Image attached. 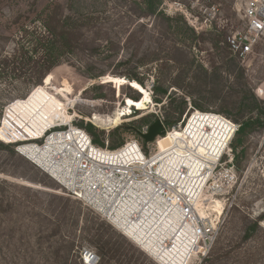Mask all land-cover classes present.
<instances>
[{"label": "rangeland", "instance_id": "374dc122", "mask_svg": "<svg viewBox=\"0 0 264 264\" xmlns=\"http://www.w3.org/2000/svg\"><path fill=\"white\" fill-rule=\"evenodd\" d=\"M143 1L0 0V264H163L20 155L19 143L72 121L85 131L92 126L109 148L120 140L141 143L139 131L157 119L171 130L199 111L236 124L243 105L244 115L255 117L252 95L264 107V95L256 93L264 89V41L243 61L228 47L244 29L238 0H162L171 22L141 17ZM131 74L151 92L149 99L143 93L144 103L131 100L142 95L123 78ZM157 76L168 89L162 104L152 91ZM125 107L132 113L119 126L93 120ZM201 118L192 115L185 132L141 143L145 153H161L175 135L204 161L202 141L223 137L230 127L217 116ZM236 149L235 177L229 183L222 175L219 194L208 190L205 197V182L194 179L201 199H211L218 238L207 258L189 264H264V127ZM85 251L92 262H85Z\"/></svg>", "mask_w": 264, "mask_h": 264}, {"label": "built area", "instance_id": "2783aa9c", "mask_svg": "<svg viewBox=\"0 0 264 264\" xmlns=\"http://www.w3.org/2000/svg\"><path fill=\"white\" fill-rule=\"evenodd\" d=\"M238 1L242 6L244 29L228 39V47L243 61L264 41V0ZM256 93L262 97L264 89L259 88ZM203 114L221 118L229 125L231 132V136L226 133L223 145L215 146V151L207 153L203 161L206 166L199 176L200 181L205 182L203 195L209 197L208 190L213 191L214 195L223 190V183L219 185L223 174L229 183L233 182L235 173L231 145L240 126L217 113ZM189 121L190 118L184 126L179 124L171 130L165 127V135L176 129L185 132ZM148 131L149 126L139 131L141 143H144L142 135ZM141 143L134 140L119 149L110 150L94 144L92 137L71 121L50 128L39 139L19 143L17 152L69 190L75 199L101 212L113 227L140 248V233L145 231V224L150 221L153 211L162 210L168 214L177 211L180 223L175 231V239H181L187 264L207 258L217 241L218 229L208 209L204 210V217L200 214L197 206L199 199L187 180L189 167L182 163L177 167L169 165L166 169L168 164L165 159L171 157V151L158 158V149L147 155ZM56 144L61 145V150L53 162L55 167L50 170L26 154L27 145L38 155L42 150H51ZM176 155L183 159L181 155ZM162 162L165 163L164 167ZM165 246L176 248L174 240H167ZM87 256L90 257L89 261L94 259L92 253L85 251V262Z\"/></svg>", "mask_w": 264, "mask_h": 264}, {"label": "bare ground", "instance_id": "6f19581e", "mask_svg": "<svg viewBox=\"0 0 264 264\" xmlns=\"http://www.w3.org/2000/svg\"><path fill=\"white\" fill-rule=\"evenodd\" d=\"M133 83L134 84L132 85L138 88L142 93H144L148 99L152 97L149 89L143 87L136 81H134ZM131 113L132 111L130 110V108L125 107L123 109H119L112 117H108L106 120L99 116H95L93 120L95 121V123L100 125L109 124L110 126H119L123 122V119L129 116ZM207 117L208 119H213L212 116ZM226 125L228 124L226 123ZM219 131L220 133L223 132L222 129H220ZM229 135L231 136L230 131ZM225 138H227L226 135H224L223 137L216 136V138L206 137L202 141L201 147L203 150L206 151V153L214 152L216 149L215 146L223 145V140ZM25 148L26 154L28 156L34 158V160H39L40 164L48 166V169L50 170V168L55 167L53 165V162L56 160V156L61 150V145L56 144L54 148H51V150H42V153H39L38 155L34 154V151L31 146L27 145ZM170 151L171 157H167L165 159L166 164H168L166 166V169H168L169 165L177 167L182 163L189 167L188 172L190 176L187 177V180L189 182V186L195 189L196 196L199 199L197 206L199 208L200 214L204 217L206 215L204 210L209 208L208 203L211 201V199H201L200 188L195 187L194 179L198 177L202 170V167H205L206 165H203L202 160L197 159V156L191 150V142H189L187 138L181 139L175 135H170L161 144V153L157 157L159 158L163 155H167ZM173 151L175 152L173 153ZM176 154L181 155L183 159L181 160V158H179ZM188 155L190 157H188ZM164 166L165 163L162 164V167ZM215 202L216 205L213 206V208L216 212L220 214L222 212L221 204L219 201L215 200ZM179 223L180 215L177 211L171 212L170 214H168L167 211L162 210H158L157 212L153 211V213L151 214L150 221L145 224V231H142L140 233V240L138 242L142 245V251H145L149 256L155 257L158 261L162 262L163 264H187L188 261L185 259L186 257H184V249L180 245L181 239H175V231ZM167 240H174L176 248L171 249L170 246L166 247L165 244H167ZM87 259L90 260V257L87 256Z\"/></svg>", "mask_w": 264, "mask_h": 264}, {"label": "trees", "instance_id": "16d2710c", "mask_svg": "<svg viewBox=\"0 0 264 264\" xmlns=\"http://www.w3.org/2000/svg\"><path fill=\"white\" fill-rule=\"evenodd\" d=\"M162 4H163L162 0H144L143 1L144 9H143L142 13L140 14V16L141 17L150 16V17H153L155 19V21H159V20H163V21H167V22L173 21L172 18L167 17L166 14L160 9ZM193 34L195 35L194 32H193ZM194 37H196V36H194ZM185 59H186V65L187 66L192 67L194 65V63H195L194 60H189L188 57H186ZM206 76L208 77L207 72H206ZM123 78H125L126 80H128L130 82L136 81L137 83H139L140 85H142L144 87L143 80L135 74H133V75L131 74V75L125 76ZM175 86H178V85H175ZM152 91H153L156 103L162 104L164 102L163 99L168 95V89H165L163 87L160 76L156 77ZM252 96L253 97L251 98V100H252V102H251V104H252L251 110L252 111L251 112H253V113H250V115L251 114H256V115H255V117H250L247 114L244 115L245 114L244 105L242 106V108H241V110L243 111L242 116L235 120V123L237 125H239L240 127H239V130L237 131L235 138L233 140V143L231 145L234 152H236L237 144L239 142H241V140L252 135L256 129H259V128L261 129L264 127V121L262 120V118L264 117V107L260 106L259 101L255 97V95H252ZM131 100L134 102L135 105H137L139 103H144L146 101L143 93H142V95L140 94L139 99L137 97H131ZM241 102H243V104L245 102H248V98L242 97ZM194 104L197 107L195 102H194ZM183 112H184V110H181V113H183ZM194 114L196 115V117H200V118L202 117L201 119L206 118L207 116H216V115H212V114L205 115V114H203V112H199V111L194 112L192 115H194ZM192 115L190 117H188V119L189 118L192 119ZM165 124L170 126L172 123L170 121H166ZM54 126H57V125L55 124L52 127H54ZM133 129H135V128H133ZM118 131L119 130H116L114 133H112V135L116 136ZM86 132L92 137L94 144L100 145L101 147H105V143H103L99 139V137L95 134L94 128L92 126L86 127ZM123 143L124 142L122 140H120L118 143H113L112 145H110L109 149L110 150L119 149L123 146ZM1 146H3V145H1ZM249 235H250V233H249ZM107 245H111V243H107Z\"/></svg>", "mask_w": 264, "mask_h": 264}, {"label": "water", "instance_id": "95a60500", "mask_svg": "<svg viewBox=\"0 0 264 264\" xmlns=\"http://www.w3.org/2000/svg\"><path fill=\"white\" fill-rule=\"evenodd\" d=\"M166 134L165 126L162 120L157 119L153 124L149 126L147 134L142 135V138L146 144L153 143L159 137H164Z\"/></svg>", "mask_w": 264, "mask_h": 264}]
</instances>
